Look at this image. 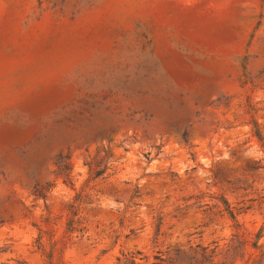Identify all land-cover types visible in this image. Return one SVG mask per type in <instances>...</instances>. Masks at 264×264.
I'll use <instances>...</instances> for the list:
<instances>
[{
    "label": "rangeland",
    "instance_id": "obj_1",
    "mask_svg": "<svg viewBox=\"0 0 264 264\" xmlns=\"http://www.w3.org/2000/svg\"><path fill=\"white\" fill-rule=\"evenodd\" d=\"M264 264V0H0V264Z\"/></svg>",
    "mask_w": 264,
    "mask_h": 264
},
{
    "label": "trees",
    "instance_id": "obj_2",
    "mask_svg": "<svg viewBox=\"0 0 264 264\" xmlns=\"http://www.w3.org/2000/svg\"><path fill=\"white\" fill-rule=\"evenodd\" d=\"M141 253L139 251L132 252L123 256L122 259H118L121 264H147L138 261V258L142 260V257H138ZM157 262H151L150 264H167L166 259L156 255Z\"/></svg>",
    "mask_w": 264,
    "mask_h": 264
}]
</instances>
